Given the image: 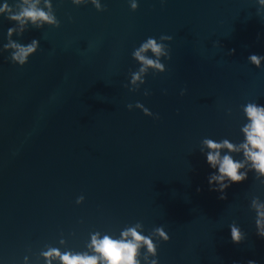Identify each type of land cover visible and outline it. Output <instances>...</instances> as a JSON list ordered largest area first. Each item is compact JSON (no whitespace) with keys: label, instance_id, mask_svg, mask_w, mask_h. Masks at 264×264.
I'll list each match as a JSON object with an SVG mask.
<instances>
[{"label":"water","instance_id":"obj_1","mask_svg":"<svg viewBox=\"0 0 264 264\" xmlns=\"http://www.w3.org/2000/svg\"><path fill=\"white\" fill-rule=\"evenodd\" d=\"M52 2L59 28L13 36L39 41L23 67L5 60L11 24L0 17V260L20 264L28 254L43 264L46 246L86 251L90 232L119 237L140 223L170 237L159 243L160 264H264L250 211L254 198L264 201V183L250 173L220 200L199 152L205 137L238 143L240 106L264 104V67L247 61L264 54L255 0H138L134 12L128 0H102L103 12ZM162 34L172 37L166 71L149 69L130 92L133 49ZM136 102L159 119L129 111ZM233 220L247 234L239 245Z\"/></svg>","mask_w":264,"mask_h":264},{"label":"clouds","instance_id":"obj_2","mask_svg":"<svg viewBox=\"0 0 264 264\" xmlns=\"http://www.w3.org/2000/svg\"><path fill=\"white\" fill-rule=\"evenodd\" d=\"M74 6L92 5L97 12L106 11V6L102 0H70ZM161 4L165 0H160ZM258 16L264 14V0H255ZM17 0L15 4H10L8 0H0V17L10 22L7 28L3 44V51L8 55L5 60L23 67L29 58L39 50V41L32 39L27 43H20L13 39V36H22L23 33L31 29H41L45 26L53 28L60 27L52 0ZM131 11L138 8V0H128ZM71 20V17H69ZM260 39V34H257ZM172 37L170 35H160L147 37L138 47L134 48L131 58L139 64L137 71L130 74L128 83L124 85L130 92H137L141 85L145 84V75L149 69L157 73H164L166 65L163 60H170V47ZM214 47H221L219 42L213 43ZM152 55H147L148 53ZM235 49H229L228 54L233 55ZM154 57V58H153ZM248 63L255 68L264 67V54H249ZM185 94V89H181L180 95ZM144 96L150 95L145 89ZM129 111L133 108L139 109L145 116L159 119L143 104L136 102L134 105H126ZM240 111L246 123L239 131L242 139L238 143L224 138L215 140L205 137L200 142V154L204 157L205 163L212 171L207 175L208 190L219 194L218 199L225 200L226 190L234 184H240L249 178L251 173L253 178L264 183V104L256 101H247L240 106ZM227 114L231 115L229 109ZM200 189L198 188L197 191ZM84 202V196L76 198L75 203L80 205ZM250 211L254 213L253 224L255 235L264 240V201L254 198L250 203ZM229 235L233 244H241L247 234L240 225L233 220L228 224ZM169 235L163 226H157L148 234L144 233L143 226L137 223L120 231L119 237H114L108 233L93 231L89 233V239L85 245L86 251H61L59 248L46 246L39 252V257L43 264H160L158 258V246L160 242H168ZM60 244L65 241L61 239ZM30 251V250H29ZM0 264H4L0 260ZM20 264H33L30 255L23 256ZM233 264H240V261H233ZM245 264H257L256 260L248 259Z\"/></svg>","mask_w":264,"mask_h":264}]
</instances>
